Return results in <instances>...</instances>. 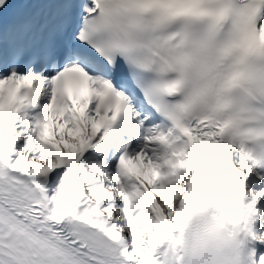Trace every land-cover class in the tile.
<instances>
[{
  "label": "snow or ice",
  "instance_id": "obj_1",
  "mask_svg": "<svg viewBox=\"0 0 264 264\" xmlns=\"http://www.w3.org/2000/svg\"><path fill=\"white\" fill-rule=\"evenodd\" d=\"M0 264H264V0H0Z\"/></svg>",
  "mask_w": 264,
  "mask_h": 264
}]
</instances>
